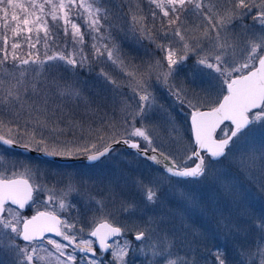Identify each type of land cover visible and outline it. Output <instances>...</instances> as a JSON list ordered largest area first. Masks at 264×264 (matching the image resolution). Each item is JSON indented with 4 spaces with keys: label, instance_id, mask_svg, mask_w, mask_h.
Here are the masks:
<instances>
[{
    "label": "snow or ice",
    "instance_id": "obj_1",
    "mask_svg": "<svg viewBox=\"0 0 264 264\" xmlns=\"http://www.w3.org/2000/svg\"><path fill=\"white\" fill-rule=\"evenodd\" d=\"M150 4L159 10V29L155 25L146 27L144 17L136 14L130 20L125 16V25L137 39L159 41L157 48L164 55L155 64H136L114 40L115 24L98 0H0V66L13 69L0 77V147L19 144L28 149L35 145L37 151L49 156L83 153L95 162L123 144L135 150L137 157L160 166L159 177L147 183L142 178L132 181L137 190L146 193V204H161L165 183H200L209 177L222 195L232 196L235 186L226 183L229 177L220 170L225 161L242 174H253L259 152L264 175V148L247 145L250 126L264 122V0L252 17L261 32L253 33L250 39L233 31V21L245 15V10L251 14L257 8L255 0H150ZM152 18H158L157 11H152ZM86 35L91 38L90 47ZM192 56L197 57L196 65L208 69L216 81L214 97L208 91L203 96H189L182 87L171 84L177 66ZM109 63L127 77L130 94L105 71L103 65ZM93 64L101 65L97 75L110 87L112 105L117 100L121 104L119 121L105 110L107 105L100 104L95 119L81 118L77 122L76 116L58 103L81 96L76 82L61 84L62 78L55 77L49 82L41 75L58 66L76 71L90 69ZM157 85L167 86L189 110L194 135L190 155L166 150L165 143H158L153 135L157 126L150 123V117L157 107ZM165 116L169 134H176L172 142L178 143L179 130L170 115ZM141 143L145 144L143 149ZM237 146H241L239 154L233 152ZM84 183L79 176H49L31 166H24L23 172L15 168L0 171V250H7L12 264H52L49 258L53 256L55 264H73L77 249L92 254L88 264H97L93 241L80 235L86 228L87 235L97 238L105 251L113 247L108 243L110 238L133 232L134 240L143 245L137 246L139 252L148 247L146 241L159 240V247L151 253L154 259H147V264H196L187 259L191 245L197 242L195 230L183 219L179 231L168 226L176 219L170 213L149 217L131 227L117 226L116 214L133 215V204L115 192L109 180L108 196L88 197L81 211L70 197L79 193ZM174 195L184 203L197 204L194 192L187 189ZM30 209H34L32 214L25 215ZM88 213L92 214L90 218ZM166 215L172 220L166 221ZM189 236L193 237L191 241ZM184 242H188L189 251L182 259L178 252ZM130 249L129 241L121 244L117 240L112 264H128ZM259 255L260 264H264V250ZM215 260L226 264L219 249Z\"/></svg>",
    "mask_w": 264,
    "mask_h": 264
},
{
    "label": "rangeland",
    "instance_id": "obj_2",
    "mask_svg": "<svg viewBox=\"0 0 264 264\" xmlns=\"http://www.w3.org/2000/svg\"><path fill=\"white\" fill-rule=\"evenodd\" d=\"M98 2L108 9L109 19L115 24V30L112 33L113 38L130 59H134L136 64H155L158 59L163 57L164 53L157 48L159 41L153 42L149 38L137 39L136 36L127 31L125 25V16L130 20L131 16L136 14L144 17L143 22L146 27L152 28L155 25V28L159 29L162 23L159 19V10L150 4V0H98ZM255 3L257 8H254L251 14L245 10V15L237 16L233 21V31L244 39L253 38V33L259 34L261 32L260 25L254 22L252 18L258 10L261 0H255ZM154 10L158 13V18L155 21L152 18V11ZM190 19L194 20L195 18L190 17ZM81 29L85 31L83 24H81ZM88 38L87 44L90 47L91 38L90 36ZM176 47L179 49L181 45L177 43ZM196 59L197 57L192 56L178 65L175 75L171 79V84L182 87L189 96L193 93L203 96L205 91H208L214 97L216 81L212 80L208 69H201L196 65ZM93 65L90 69L84 68L86 72L79 68L72 71L63 66H58L41 75L42 77L46 76L49 82L54 77L62 78L60 79L61 84L76 82L77 87L81 89V96L61 100L58 103L65 108L66 112L73 113L77 122L81 118L91 117L95 119L97 105L100 104L107 105L105 110L114 117V121H119L123 115L120 111L121 104L117 100L116 104L112 105L113 97L110 87L97 75L101 65ZM103 67L117 82L124 85L123 91L130 94V89L126 85L127 77L120 68L110 63L103 65ZM12 71L10 66H0V77ZM153 79L155 78L153 77ZM154 96L157 107L150 117V123L157 126L153 132L157 142L163 141L166 150L173 151L178 155L182 156L185 152L190 155L193 151L194 139L190 130V113L187 106H182L170 93L168 87L164 85H157L154 88ZM165 113L170 115L179 130L178 143L172 142V138L176 134L175 132L169 134L168 127L170 126L165 124ZM247 145L257 150L264 148V122L250 126ZM30 146L36 148L35 145ZM141 146L145 147V144L141 143ZM240 148L241 146L233 148V152L239 154ZM134 153V150L126 147L125 149L116 148L114 153H110L94 164L86 162L58 164L3 146L0 147V171L15 168L23 172L24 166H31L33 169H38L39 173L49 176L56 174L69 177L79 176L83 178L84 186L79 190V193L72 194L70 198L73 203L80 207L81 211L88 202V197L101 199L108 196V182L112 180L114 191L119 193L126 202L133 204L134 211L131 216L118 212L115 216V223L118 226L127 225L131 227L133 223L140 224L152 216L158 217L162 213L174 214L176 219L173 223H169V227L175 226L179 231L180 221L183 219L187 227L195 230L197 242L191 245L187 259L194 260L196 264H217L215 256L217 249H219L224 254L226 264L239 262V264H254V261L260 256L259 252L264 250V187L261 186L264 185V175L261 174L259 152L256 153L257 159L253 174H242L236 168L230 167L227 161L221 166L220 170L226 172L229 177L226 183L235 186L234 195H222L209 177L207 181L201 180L200 183L190 181H184L182 185L165 183L161 188L163 196L160 205L146 204V193H141L132 184L134 179L142 178L147 183L149 180L159 177L161 173L157 169L160 166L154 165L153 162L142 157H137ZM73 155H83V153ZM229 159L232 157L230 156ZM191 164L192 161H187V165ZM185 189L194 192L197 200L196 205L184 203L174 195V193L182 192ZM43 198L41 196V199ZM109 207L111 208L112 205L109 204ZM33 210H26L25 215H31ZM91 215L88 213L89 218ZM164 218L166 221L172 220L171 215H166ZM88 230L86 228L85 232L80 235L82 238L92 240V247L96 248V240L87 235ZM180 235L183 236L184 233L181 231ZM53 238L60 239L55 236ZM188 239L191 241L193 237L189 236ZM117 240L121 244L125 240L131 243V249L126 257L128 264H147V259H154L151 256L152 251L159 247V240L154 238L146 241L148 247L144 248L143 252H139L137 246H143L142 243L134 240L133 232H126L122 237H116L111 241L113 247L109 251L103 252L98 248L94 257L97 264H112L111 253ZM258 243H262L263 249L258 248ZM186 251H189L188 242L182 244L178 252L180 258H185ZM40 254L45 255L43 252ZM74 254L76 260L73 264H88L89 258H93L91 254L81 253L78 249ZM172 258H176V256ZM49 259L52 264H55V256ZM0 264H12V258L6 249L0 250Z\"/></svg>",
    "mask_w": 264,
    "mask_h": 264
},
{
    "label": "water",
    "instance_id": "obj_3",
    "mask_svg": "<svg viewBox=\"0 0 264 264\" xmlns=\"http://www.w3.org/2000/svg\"><path fill=\"white\" fill-rule=\"evenodd\" d=\"M192 136H193V139H194V135L192 133ZM120 145H123V144H120ZM120 145H116L114 147H117V146H120ZM125 146V145H123ZM11 147H14V148H19L21 150H23L24 152H27V153H30V154H34V155H37L41 158H45V159H51V160H55V161H59V162H63V161H68V160H74V161H77V160H80V161H86V162H89V163H93V162H90L87 158V155H80V156H49V155H46L44 154L43 152H40V151H37L36 148L32 147V146H29L28 149H25L23 147H21L19 144H13ZM127 147V146H125ZM128 148V147H127ZM141 148L143 149L144 147L141 146ZM130 149V148H129ZM133 150V149H132ZM149 155H152L151 152H149ZM97 162V161H95ZM188 166H193L192 164L191 165H188ZM118 226V225H117ZM95 238V237H94ZM115 237L113 238H110L108 243L111 245V241L114 239ZM96 239V248H93L95 252H97V248H100L99 246V242ZM101 249V248H100ZM103 252H107L109 251V249L107 251L101 249ZM86 254H91V253H86Z\"/></svg>",
    "mask_w": 264,
    "mask_h": 264
},
{
    "label": "trees",
    "instance_id": "obj_4",
    "mask_svg": "<svg viewBox=\"0 0 264 264\" xmlns=\"http://www.w3.org/2000/svg\"><path fill=\"white\" fill-rule=\"evenodd\" d=\"M69 39H70V38H69ZM85 41H86V43H87V41H89V38H88L87 35L85 36ZM92 66H94V65H92ZM81 70H82L83 72H86L85 69H81ZM76 109H77V108H76ZM74 111H75V110H74ZM74 111H73V112H74ZM116 148H122V149H125L124 146H118V147H116ZM257 246H258V248H260V250L263 249V245H262V243H258ZM260 260H261V257L258 256L257 259L254 261V264H260ZM239 263H240V262H239ZM239 263H237V264H239Z\"/></svg>",
    "mask_w": 264,
    "mask_h": 264
},
{
    "label": "flooded vegetation",
    "instance_id": "obj_5",
    "mask_svg": "<svg viewBox=\"0 0 264 264\" xmlns=\"http://www.w3.org/2000/svg\"><path fill=\"white\" fill-rule=\"evenodd\" d=\"M10 148H13V149H17V150H19V151H22V152H24L23 150H21V149H19V148H14V147H10ZM25 154H29V155H33V156H37V155H34V154H30V153H27V152H24ZM84 155V154H83ZM66 156H69V155H66ZM72 156H80V155H72ZM37 157H39V156H37ZM102 159V158H101ZM100 159V160H101ZM48 160H50V159H48ZM99 160V161H100ZM51 161H53V162H55V163H58V164H67V163H71V162H75V163H77V162H84V161H80V160H77V161H66V162H57V161H54V160H51ZM98 162V161H97ZM97 162H94V163H97ZM89 164V163H88Z\"/></svg>",
    "mask_w": 264,
    "mask_h": 264
},
{
    "label": "bare ground",
    "instance_id": "obj_6",
    "mask_svg": "<svg viewBox=\"0 0 264 264\" xmlns=\"http://www.w3.org/2000/svg\"><path fill=\"white\" fill-rule=\"evenodd\" d=\"M68 161H74V160H68ZM84 162H86V161H84ZM86 163H89V162H86ZM89 164H94V162H93V163H89ZM115 238H116V237H115ZM115 238H114V239H115ZM114 239H113V240H114ZM113 240H112V241H113Z\"/></svg>",
    "mask_w": 264,
    "mask_h": 264
}]
</instances>
